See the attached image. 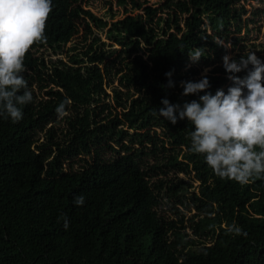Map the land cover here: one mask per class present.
I'll return each instance as SVG.
<instances>
[{"label":"trees","instance_id":"obj_1","mask_svg":"<svg viewBox=\"0 0 264 264\" xmlns=\"http://www.w3.org/2000/svg\"><path fill=\"white\" fill-rule=\"evenodd\" d=\"M82 3L53 0L46 39L24 59L34 100L20 121L0 118V264H264V178H219L190 150L192 125L158 113L163 97L197 99L181 95L180 81L205 67L209 91L232 84L222 66L229 49L216 40L230 41L234 58L255 51L264 60L249 26L264 14L245 17L244 0H118L125 15L116 18L113 1L104 15ZM197 47L203 56L192 62ZM170 172L175 180L153 179ZM166 200L196 212L174 219ZM232 223L246 235L227 231Z\"/></svg>","mask_w":264,"mask_h":264},{"label":"clouds","instance_id":"obj_2","mask_svg":"<svg viewBox=\"0 0 264 264\" xmlns=\"http://www.w3.org/2000/svg\"><path fill=\"white\" fill-rule=\"evenodd\" d=\"M52 8L53 0H0V118L20 121L23 107L34 100L24 76V59L30 46L46 39L45 23ZM215 42L225 49L233 47L230 41ZM188 56L190 61L198 62L203 55L197 47ZM222 66L232 81L226 90L209 91L206 74L198 80H182L181 95L198 98L172 103L163 97L158 113L172 124L187 120L192 125L188 134L190 150L203 154L219 178L244 185L251 178H264V60L255 51L239 58L225 53ZM242 71L246 74L237 75ZM172 75L171 70L165 72L168 87L175 86ZM71 103V98L65 96L55 107L57 116L64 117ZM73 202L83 205L85 197L77 195ZM58 219L63 220L67 230L68 217L61 213ZM227 231L246 235L235 223L228 225Z\"/></svg>","mask_w":264,"mask_h":264},{"label":"rangeland","instance_id":"obj_3","mask_svg":"<svg viewBox=\"0 0 264 264\" xmlns=\"http://www.w3.org/2000/svg\"><path fill=\"white\" fill-rule=\"evenodd\" d=\"M110 1H113V8L114 9L120 10L118 17H116V18L123 17L125 15V12H123V9L121 8V6L116 3V1H118V0H83L82 5L84 8H89L94 13H97L98 15H104L105 12L107 11L108 7H110V5H111ZM162 1H164V0H148V3L158 4ZM244 1L247 5V8H248V14L245 17L249 16V14L252 15V11L254 10V8L258 9V13H259L258 15L264 14V0H244ZM136 12H137V10H135V13ZM79 23H80L79 35H78V37H75V39L73 41H77V40H80L82 38V34L84 31L83 30L84 22L80 21ZM249 26L251 28H253V32L250 34V38L253 41L256 40L257 42H264V17L261 20H257V18H255V21L252 24H249ZM256 28H260V31H258V29H256ZM242 34H244V30L242 31ZM102 38L106 39L104 33L102 34ZM68 45H70V43ZM46 52L49 53L46 56V59H50V57L56 58L57 56H59V55H53L48 51H46ZM229 53L233 56L236 53V50H232L231 48H229ZM210 67H205L203 69V74L205 73L204 70L205 69L209 70ZM107 90H108V92L111 93L112 92L111 86H109L107 88ZM61 126L66 127V123L64 122V120H62ZM158 131H160V130H158ZM178 175H179V177H182L184 179L189 180L188 176L185 173H180ZM158 177H168V178H173L174 180L176 179L175 173H173V172H170L168 174H161L159 176H155V177H153V179L155 180ZM192 180L194 182L195 187H197L199 182L197 180H195L194 178H190V181H192ZM175 207L179 208V212L177 214H175L176 213ZM162 209L167 215H169L170 217H172L174 219H177L179 215L183 214L185 217V221H186L185 223H188V219L196 212V209L193 206L187 207L183 204L182 205L181 204H173L172 201H168V200H166Z\"/></svg>","mask_w":264,"mask_h":264}]
</instances>
